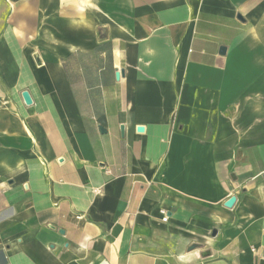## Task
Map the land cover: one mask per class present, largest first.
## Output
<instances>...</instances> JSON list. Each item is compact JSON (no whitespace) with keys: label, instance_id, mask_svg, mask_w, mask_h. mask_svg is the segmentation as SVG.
Segmentation results:
<instances>
[{"label":"crops","instance_id":"crops-1","mask_svg":"<svg viewBox=\"0 0 264 264\" xmlns=\"http://www.w3.org/2000/svg\"><path fill=\"white\" fill-rule=\"evenodd\" d=\"M0 264H264V0H0Z\"/></svg>","mask_w":264,"mask_h":264},{"label":"water","instance_id":"water-1","mask_svg":"<svg viewBox=\"0 0 264 264\" xmlns=\"http://www.w3.org/2000/svg\"><path fill=\"white\" fill-rule=\"evenodd\" d=\"M224 50H225L224 47H221L220 51L223 52ZM117 76H118V74L116 73V77ZM21 96H22V99H23L25 104L28 105V104L31 103V98H30V95L28 94L27 91H22ZM97 122L99 124V131L103 132L105 130L104 129V127H105V119H104V117H100ZM120 129L122 131V127H120ZM136 130L138 132H141L143 130V127L142 126H137ZM234 202H235V196H231L225 201L224 205L226 207H231L234 204Z\"/></svg>","mask_w":264,"mask_h":264}]
</instances>
